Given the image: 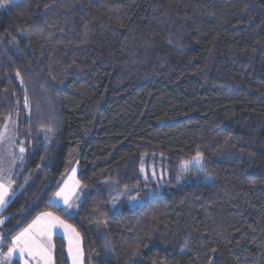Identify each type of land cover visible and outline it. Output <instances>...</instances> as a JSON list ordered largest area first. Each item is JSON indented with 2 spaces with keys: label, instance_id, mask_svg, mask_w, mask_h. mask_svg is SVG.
<instances>
[{
  "label": "trees",
  "instance_id": "1",
  "mask_svg": "<svg viewBox=\"0 0 264 264\" xmlns=\"http://www.w3.org/2000/svg\"><path fill=\"white\" fill-rule=\"evenodd\" d=\"M15 114L28 153L0 213L2 250L52 212L80 235L84 264H264V0L4 5L0 129ZM197 153L214 180L178 185ZM154 157L168 172L160 188L141 170ZM75 165L86 195L67 215L50 199ZM54 264H70L59 236Z\"/></svg>",
  "mask_w": 264,
  "mask_h": 264
},
{
  "label": "snow or ice",
  "instance_id": "2",
  "mask_svg": "<svg viewBox=\"0 0 264 264\" xmlns=\"http://www.w3.org/2000/svg\"><path fill=\"white\" fill-rule=\"evenodd\" d=\"M23 3V0H12L11 4H8V0H2L0 3V7L7 5L11 8H18L20 4ZM23 31V30H22ZM15 40V38H13ZM19 75V73H17ZM21 83H23V78H21ZM25 105L29 104V98L25 95L24 98ZM49 132L53 131V129L49 128ZM227 142V139H226ZM25 149L20 147V153L23 154ZM43 159V157L41 158ZM203 159V155L201 153H197L196 162L200 163ZM143 171V166L141 168ZM75 173V169L72 170ZM151 175L153 177L156 176L155 170L152 171ZM181 177L177 176V180ZM27 180V178H25ZM145 181H148V174L145 173L144 176ZM14 181L5 180L2 175H0V211L5 209L11 202L12 199L16 197V190L12 188V184ZM23 188V185L20 186ZM80 187V182L75 181L73 185V190L67 189V184L65 187L60 188L59 191L54 193V196L62 197L63 202L68 205L69 208H72L76 205L70 204L69 199L71 195H74V189ZM84 187H87L85 185ZM134 187H137L138 184ZM145 188H147V183L145 184ZM125 190L127 191V186H125ZM152 194V190L148 189L147 191L141 192V190L136 191V195H129L126 197V202L132 204H140L143 203L148 197ZM77 199L79 197L77 196ZM116 199L113 198V206L115 207ZM5 218H0V224L4 223ZM57 224L63 226V221H61L58 217H54L51 213H40L31 224H29L26 228L22 229L15 236L12 237L11 243H6L7 251L0 250V264H11L12 258L14 256H18L20 260L23 261V264H32L33 261L36 264H54V259L52 255V251L54 249V245L51 242L52 230L56 227ZM2 235H0V239H2ZM142 248H147V245L141 246L137 244L134 248H132L130 255L135 258L138 256H142ZM187 248V243L185 242V248L180 249L184 251ZM216 248L208 249L206 256H213L217 253ZM69 254L72 257V264H84V250L80 246V237L77 233L75 236V246L73 247V242L70 240L69 242ZM208 264H215L213 259H208Z\"/></svg>",
  "mask_w": 264,
  "mask_h": 264
},
{
  "label": "rangeland",
  "instance_id": "3",
  "mask_svg": "<svg viewBox=\"0 0 264 264\" xmlns=\"http://www.w3.org/2000/svg\"><path fill=\"white\" fill-rule=\"evenodd\" d=\"M52 133L53 131L49 132L48 130L39 131V135L44 136L46 140H49L51 138ZM26 136H27V129H21L18 123V116L16 114L10 117L6 121L4 127L0 129V175H2L5 180H9V179L12 180V175L15 170V165L20 163L21 162L20 160L24 159V157L28 153V144H27ZM20 147H23L25 149L23 154L20 153ZM75 166L78 168L77 165ZM142 166H143V171H142L143 177L145 176V173H147L148 178L156 184L157 188H160L162 185L167 183L168 172L165 170L164 163L160 158H156V157L152 158L151 162L148 163V165L147 162L144 161ZM73 167L71 169H73ZM153 170H155L156 172L155 177L151 175ZM178 176L181 177L179 180H177L178 185H188V184L192 185V184H199L202 182L210 183L214 180V178L211 175L205 173L203 160H201L200 163H197L196 158H194L190 163L180 167ZM12 188L17 192L15 183L12 184ZM85 195H86V191L83 187L79 191H76L74 195H71L69 199V203L76 205L72 208H69L68 205L63 202L62 197H57V198L59 201H62L64 203L63 205L65 208L63 211L67 215H73L77 211L78 205L84 199ZM125 195H126L125 193H118L114 196V198L116 199L115 207L113 206V201H112V206L114 209L120 207V201L122 198H124ZM77 196L79 197V199H77ZM127 203L133 207L141 204V203L132 204L129 202ZM2 211H0V213ZM46 213H51L54 217H58L61 221H63V226L57 224L56 227L52 230L51 242L54 245V238L56 236H59L64 239L66 243L68 258L70 264H72V257L69 254V242L71 240L73 242V247L75 246V236L77 234V231L57 214L52 212H46ZM32 221H30L22 229L26 228L29 224L32 223ZM80 246L82 247L81 237H80ZM52 255L54 259V249L52 251ZM15 259L19 260L20 263L23 264V261L20 260L18 256H14L12 258V260ZM32 264H36V262L33 261Z\"/></svg>",
  "mask_w": 264,
  "mask_h": 264
},
{
  "label": "crops",
  "instance_id": "4",
  "mask_svg": "<svg viewBox=\"0 0 264 264\" xmlns=\"http://www.w3.org/2000/svg\"><path fill=\"white\" fill-rule=\"evenodd\" d=\"M73 169H75V173H73ZM73 169H71V171H69V173L65 176V178L63 179V181L61 182V184H60V186H59V188H58V190L57 191H59L60 190V188H62V187H65V184H67V189L68 190H73V185H74V182L75 181H79L78 180V178H77V172H78V168L75 166V167H73ZM80 187L82 188V186H81V184H80ZM75 188L74 189V192H76V191H79L81 188ZM56 191V192H57ZM50 202H51V204H53V205H56V206H59V207H61L63 210H64V203L62 202V201H59L58 200V198H57V196H52L51 197V199H50ZM76 213V212H75ZM74 213V214H75ZM73 214V215H74ZM1 235V234H0ZM3 239H0V247L2 246V244H3V241H2ZM81 242H82V240H81ZM0 250H2L1 248H0ZM2 251H4V250H2ZM5 251H7V250H5ZM67 256H68V254H67ZM69 259V258H68ZM16 260V259H15ZM13 261L14 260H12L11 261V264L13 263ZM70 262V261H69Z\"/></svg>",
  "mask_w": 264,
  "mask_h": 264
}]
</instances>
